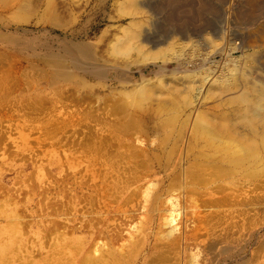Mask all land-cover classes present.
Listing matches in <instances>:
<instances>
[{
    "label": "rangeland",
    "instance_id": "rangeland-1",
    "mask_svg": "<svg viewBox=\"0 0 264 264\" xmlns=\"http://www.w3.org/2000/svg\"><path fill=\"white\" fill-rule=\"evenodd\" d=\"M192 1L178 7L192 8V15L186 9L181 19L189 26L197 23L199 36L207 37L211 44H204L196 59L213 55L222 46L228 50L230 40L236 37L252 45L264 41V0H197V4ZM111 3L113 0H0V264H75L72 252L75 240H85L84 250L88 252L94 244L108 241L105 234L111 228L123 235V241L127 239L134 227L140 226L144 214L136 210L131 220L115 211L106 215L93 210L90 198L86 197L93 190L80 187L86 181L87 156L92 153L103 159H117L127 152L130 143L143 148L148 143L158 145L167 140L164 147L171 148L174 137L164 131L165 127L192 126L200 112L215 115L216 111L209 107L215 101L220 102L216 96L228 86V74H233L230 78L236 83L237 71L242 74L244 69L257 64L252 60L238 63L233 73L234 65H225L224 55L219 53L216 61L220 62L212 66L213 71L201 70L185 79L174 72L177 66L171 60L160 63L165 68L160 76L156 74L160 71L156 66L129 65L126 63L129 56L109 54L107 45L112 46L116 36L106 39L111 37L108 30L114 32L117 25L128 23V20L112 21ZM207 19L214 29L224 27L227 34L233 30L237 36L214 39L212 31L206 29ZM92 53L95 60L91 59ZM108 55L120 58L123 68L107 66L104 58ZM241 55L236 53L237 57ZM188 67L191 70L196 66ZM224 68L227 72L223 70V76ZM208 75L213 79L220 76L223 82H218L207 98L210 105L195 108L194 92L180 91L186 89L184 84L189 79L193 87L195 82L206 83L204 78ZM144 79H150L149 88L142 86ZM237 97L234 104L225 108L245 103L242 95ZM174 110L180 111L177 119H169ZM131 119L142 122V132L124 129ZM207 119L204 122L211 123ZM184 134L182 143L190 136L189 128ZM179 155L178 151L173 155L161 153L160 157L163 162L169 157L174 163ZM214 199L217 200L214 204L200 196L192 201L182 200V212L188 213L189 220L183 218L178 224L184 230L187 224L189 228L197 226L199 240L217 243V247L200 250L191 244L177 251L179 257L169 251L166 256L170 259L156 260V264H264V187L245 188L238 184L216 193ZM11 221L19 225L14 223L16 231L12 234L7 228ZM155 223L153 232L159 227L158 218ZM140 258L135 256L136 264Z\"/></svg>",
    "mask_w": 264,
    "mask_h": 264
},
{
    "label": "bare ground",
    "instance_id": "bare-ground-1",
    "mask_svg": "<svg viewBox=\"0 0 264 264\" xmlns=\"http://www.w3.org/2000/svg\"><path fill=\"white\" fill-rule=\"evenodd\" d=\"M88 1L86 0V2ZM186 1L188 2V0H113L110 18L112 21L116 20L122 23L128 20V23L127 25H117L114 32L108 30L107 34H111L110 38L107 35L104 36V38L107 37L106 39L116 36L115 43L112 46H110L111 43L107 45L108 50L110 49L111 51L109 54L120 55V57L122 55L129 56L130 59H127L128 61L126 62L129 65L137 66L142 63L145 64V68L156 66V68L160 69V71H156L159 76L165 69L160 63L168 60L174 61L177 66L174 72L181 74L182 79H185V76L197 74L201 70L205 72L213 71L214 68L212 66L216 62H220L216 61L219 53L224 55L222 60L225 65L228 63L234 65L232 67L233 73L237 71L238 63L241 64L247 60H252L256 61L257 64L251 66L248 70L244 69L242 74L237 71L239 78L234 77L236 83L231 80L233 78H230L233 77V74L229 73L226 79L228 86L224 89L221 88L222 93L220 92L221 94L219 93L216 96V99L220 102L216 103L217 101H215L213 105L206 101L210 97L209 95L213 94L211 92L214 91L217 83L223 82L222 79V81L219 80L220 76L215 79L210 78L209 75L205 76L204 81H207L206 83L194 81L195 85L193 84V87H191L192 79H189L184 84L186 89L180 92L184 93L189 89L192 93L194 92V101L192 103H197L195 108L207 107L211 104L209 108L215 110L216 113L215 115H210L197 112L198 120L194 122V125H189V127L187 124H182L180 125L181 127L177 125L165 127L164 131L168 132L169 136L174 137V144L171 148L164 147L168 145L167 140L166 142L163 141L164 144L161 141L160 145L148 143L143 148H137L133 143H130L127 152L117 159L112 157H108L110 160L107 157L103 159L92 153L87 156L85 160L87 162V168L85 169L86 181L81 182L80 187L84 189V187L88 186L90 190H93V194H86V197L90 198L89 202L92 204L93 210L97 214L106 213V215L115 211L116 213H122V217L130 218L131 220H134L135 217L133 212L141 210L144 216L142 215L143 219L139 222L140 226L136 225L133 232L131 231L132 233L124 241L123 235L120 232L117 233L116 230L114 231L116 228L113 231L111 228L109 234H105L108 235L106 236L108 237L107 242L104 241L101 245L94 244L88 252L84 250L85 240L83 242L75 240L73 242V250L71 249L76 259L75 264H136L134 258L139 255L141 257L140 260H136L138 264H156V260L157 262L163 258L165 260L167 258L166 253L169 251L170 253L174 251L177 255L179 249L191 244H195L198 249L204 247L206 250H213L217 247V243H206L199 240L201 235L197 236L196 234L195 228L197 226L189 228L187 224L185 226L186 230L179 227L178 220L188 219V213L182 212V200L188 199L192 201L195 196H200L206 197L208 203L214 204L217 202L214 199L216 193L233 189L238 184L245 186V188L253 186L255 189H261L264 187V41L260 40V44L252 45L241 39L238 41L239 38L236 37L230 40L228 50L225 46H222L216 49L213 55L206 54L196 59L197 53L199 57V53L202 52L203 45L210 46L211 44L207 37L199 36L197 23L196 25L194 24L195 22L193 23L194 25L190 23L192 25L189 26L185 20L181 19L185 13L184 10L187 9L186 12L188 13L192 9L188 6V3L190 4L191 2H188V8L179 10L178 7H184ZM193 1L198 3L197 0ZM209 3L210 1L207 5ZM202 4L205 6L204 3ZM192 5V7H195L193 3ZM196 7L201 9V6ZM191 12L189 13L190 15H192ZM185 15L189 18V15ZM195 17L193 18L195 19ZM190 19L189 22L192 21ZM195 21L200 20L196 19ZM206 21L208 22V19ZM200 25L202 26V24ZM166 27L168 28V34L165 33ZM207 28L212 31V35L215 36V38L213 37L214 39H224L229 37V35L237 36L233 30L227 34L224 27L214 29L215 27L209 22L207 23ZM194 37L198 39H193ZM190 46L192 47L189 48ZM236 53H241L242 55L237 57ZM92 54L93 57L91 56V59L95 60L94 53ZM111 55L104 58L106 65L113 67V69L123 68V61L116 56H113L112 59ZM100 56L103 58L104 54L102 53ZM193 65L196 67L188 70L190 68L188 66ZM181 68L184 69L183 72ZM223 70L227 71L226 68L221 70L222 74H220L224 76L225 72L223 73ZM144 73L142 70L141 74L143 76ZM246 78L248 80L252 78V80L247 81ZM142 83H144L142 86H147L145 88H149V85H152L150 79H144ZM135 90L136 88H134ZM237 93L244 97L245 103L238 104L236 108H225L228 104L236 102V98H239L237 96H240L236 95ZM202 98V103L204 104H199ZM217 106L224 108H213ZM179 113V110H174L173 115L169 119H177ZM203 115L211 123H205L206 118ZM169 119L167 118V120ZM131 120L124 129L142 132V122ZM187 128H189L190 136L185 143H182L180 140L185 135ZM126 143L128 144V142ZM178 151L180 155L177 157V161L175 159L176 162L171 163L170 158L166 156L167 162L161 160V153L173 155ZM75 167L77 168V166ZM96 217L102 219L99 215ZM156 218L159 219V227L153 232L152 230L156 227ZM13 221L8 222L9 225L7 227L9 232L12 231L10 232L11 234L16 231L15 224H17V220ZM122 222L124 223L125 220H122ZM97 223H99L98 220ZM125 223L127 224V221ZM98 231L100 232V230ZM98 235L100 236L101 234ZM93 241L95 242V240ZM59 253L61 254V251ZM55 254L57 252L54 253V256ZM194 261L196 262L195 259ZM197 263H199L198 260Z\"/></svg>",
    "mask_w": 264,
    "mask_h": 264
}]
</instances>
